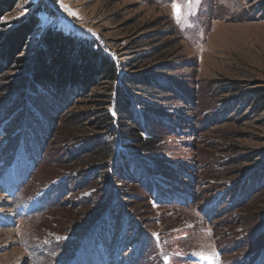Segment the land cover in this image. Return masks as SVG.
<instances>
[{"label": "rangeland", "instance_id": "rangeland-1", "mask_svg": "<svg viewBox=\"0 0 264 264\" xmlns=\"http://www.w3.org/2000/svg\"><path fill=\"white\" fill-rule=\"evenodd\" d=\"M9 1L0 35L32 30L0 69V264H264V0L179 23L185 0ZM50 30L94 38L118 81L33 83ZM138 73L156 88L131 121Z\"/></svg>", "mask_w": 264, "mask_h": 264}, {"label": "trees", "instance_id": "trees-1", "mask_svg": "<svg viewBox=\"0 0 264 264\" xmlns=\"http://www.w3.org/2000/svg\"><path fill=\"white\" fill-rule=\"evenodd\" d=\"M7 2L10 3L9 0ZM6 5L8 7L12 3L1 2L0 18L5 13L3 9ZM31 30L32 25L26 24L18 32L0 35V69H6L22 60L19 54ZM45 42L46 47L29 66L33 83L39 82L52 87L57 93H63L69 87L85 91L97 87L100 82L113 84L120 78L119 71L123 64L104 53L92 37L76 40L62 30H50ZM119 82L116 104L122 115L134 121L133 106L146 108L149 104L138 99L137 93L151 94L156 85L153 84L152 77L145 73L124 74Z\"/></svg>", "mask_w": 264, "mask_h": 264}, {"label": "snow or ice", "instance_id": "snow-or-ice-1", "mask_svg": "<svg viewBox=\"0 0 264 264\" xmlns=\"http://www.w3.org/2000/svg\"><path fill=\"white\" fill-rule=\"evenodd\" d=\"M193 0H185L183 5L173 4V16L176 21L179 23L182 19L186 17V15L191 14V7H192ZM75 15V13H70Z\"/></svg>", "mask_w": 264, "mask_h": 264}, {"label": "bare ground", "instance_id": "bare-ground-1", "mask_svg": "<svg viewBox=\"0 0 264 264\" xmlns=\"http://www.w3.org/2000/svg\"><path fill=\"white\" fill-rule=\"evenodd\" d=\"M15 212V211H14ZM5 214V213H4ZM15 214V213H14ZM15 216V215H14Z\"/></svg>", "mask_w": 264, "mask_h": 264}]
</instances>
